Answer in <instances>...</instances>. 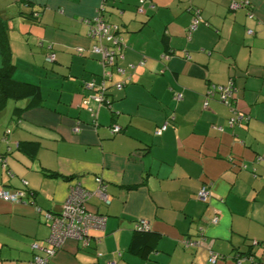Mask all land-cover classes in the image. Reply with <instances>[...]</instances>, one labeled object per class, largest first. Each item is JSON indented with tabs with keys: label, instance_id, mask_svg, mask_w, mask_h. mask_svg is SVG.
I'll return each instance as SVG.
<instances>
[{
	"label": "crops",
	"instance_id": "crops-1",
	"mask_svg": "<svg viewBox=\"0 0 264 264\" xmlns=\"http://www.w3.org/2000/svg\"><path fill=\"white\" fill-rule=\"evenodd\" d=\"M99 5L0 0L13 77L38 84L42 99L0 111V187L27 192L21 202L0 198V264L42 254L44 212L59 211L75 181L92 190L96 176L109 203L92 195L87 207L106 216L104 229L90 231L87 248L66 240L49 264H210V251L213 264H264V0H106L126 75L106 81L109 106L89 100L94 117L84 84L99 83L102 67L85 20ZM195 10L201 21L188 36ZM126 77L121 89L112 85ZM230 81L227 105L211 86ZM203 184L205 201L196 197ZM138 219L148 231L135 229ZM186 238L201 243L184 246Z\"/></svg>",
	"mask_w": 264,
	"mask_h": 264
},
{
	"label": "built area",
	"instance_id": "built-area-1",
	"mask_svg": "<svg viewBox=\"0 0 264 264\" xmlns=\"http://www.w3.org/2000/svg\"><path fill=\"white\" fill-rule=\"evenodd\" d=\"M106 0H100V5L97 10L96 16L93 19H86L85 22L88 25L87 34L89 37L95 40V43L91 47V52L97 55L98 62L102 67L100 74V82L95 83L93 79L85 82V87L93 91V93L86 95L82 104H84L88 110L95 117V112L91 107L88 106L89 100L93 99L98 104L106 106L110 105V99L106 93V81L111 80L113 73L125 74V69L117 65L116 61L121 58L122 49L124 47L123 39L119 33L118 25L110 23L103 18V10ZM144 0H139V3H143ZM240 4L235 2L231 3L232 9L238 7ZM140 9V6H139ZM201 21V17L198 10L194 11L192 22L188 28V36L190 31L193 30L196 25ZM78 53H83V49L76 48ZM163 57L168 58L169 55L166 53ZM46 61L52 62L54 56L51 53H47L45 57ZM127 78L112 83L115 88L121 89ZM232 82H228L226 85H212L211 94H217L218 100L223 103L230 105L232 101L233 92ZM181 95L179 93L174 94V98L179 99ZM207 101L204 102V106ZM242 119V116L236 115L229 119L228 123L230 126L234 125L237 120ZM167 127V123L157 127L154 130V134L159 135ZM74 131L79 130V126L76 124L73 127ZM120 127L118 125L112 126L113 132H119ZM2 166H4V160L1 159ZM10 174L9 171H7ZM95 187L92 190L85 189L80 182L75 181L69 188L68 193L63 200L60 210L57 212L46 211L43 214L44 223L49 227V234L45 239L48 244L47 247H40L37 242L32 244L33 250L43 249V253L39 254L34 252L31 260L28 264H48L50 258L54 255L55 251L62 247L63 243L70 239L78 242L80 247L87 248L91 244L92 236L90 231L94 229H104L106 216L96 211L90 210L87 207V200L90 196H96L105 204L109 203V198L106 193V185L100 177H95ZM25 183V181H23ZM27 192L24 189H15L13 191H5L0 187V198L4 201L10 202H21L24 200ZM196 197L205 201L209 197V190L206 184H203L196 193ZM216 218H214V222ZM148 222L144 219H138L135 221V229L139 231H148ZM200 239V238H199ZM199 239H183L182 243L184 246H195L199 245L201 241ZM253 243H257L254 241ZM217 255L210 251L207 261L213 264L216 261ZM248 258V257H246ZM244 256H238L237 259H246Z\"/></svg>",
	"mask_w": 264,
	"mask_h": 264
},
{
	"label": "trees",
	"instance_id": "trees-1",
	"mask_svg": "<svg viewBox=\"0 0 264 264\" xmlns=\"http://www.w3.org/2000/svg\"><path fill=\"white\" fill-rule=\"evenodd\" d=\"M7 30V21L0 17V111L9 100L26 99L28 102L25 107L40 105L42 100L40 86L13 77L15 64L12 61Z\"/></svg>",
	"mask_w": 264,
	"mask_h": 264
},
{
	"label": "rangeland",
	"instance_id": "rangeland-1",
	"mask_svg": "<svg viewBox=\"0 0 264 264\" xmlns=\"http://www.w3.org/2000/svg\"><path fill=\"white\" fill-rule=\"evenodd\" d=\"M21 63H22V64H21ZM42 63L45 65V67L47 66V64H49L48 62L45 63L44 61H42ZM43 64H42V65H43ZM19 65H20L22 68L26 67V63H25L24 61H20V62H19ZM24 69H25V68H24ZM27 69H28V68H27ZM28 70H29V69H28ZM41 70L43 71L44 68H41ZM29 71H31V70H29ZM35 71H36V70H35ZM42 81L44 82L45 80L42 79ZM21 100H22V99H18V100H14V101H15L16 103H17V102L20 103ZM11 104H12V100H9V101H8V104H7V106H6L5 108H7V110H9V109H10L9 107L11 106Z\"/></svg>",
	"mask_w": 264,
	"mask_h": 264
}]
</instances>
